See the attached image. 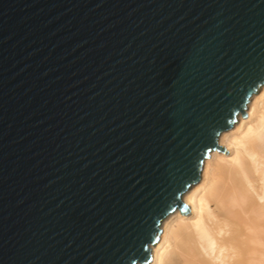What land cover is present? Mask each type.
<instances>
[{"label":"water","instance_id":"95a60500","mask_svg":"<svg viewBox=\"0 0 264 264\" xmlns=\"http://www.w3.org/2000/svg\"><path fill=\"white\" fill-rule=\"evenodd\" d=\"M264 84V0H0V264H146Z\"/></svg>","mask_w":264,"mask_h":264},{"label":"bare ground","instance_id":"6f19581e","mask_svg":"<svg viewBox=\"0 0 264 264\" xmlns=\"http://www.w3.org/2000/svg\"><path fill=\"white\" fill-rule=\"evenodd\" d=\"M219 145L183 195L190 212L165 217L146 264H264V84Z\"/></svg>","mask_w":264,"mask_h":264}]
</instances>
